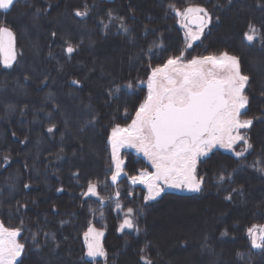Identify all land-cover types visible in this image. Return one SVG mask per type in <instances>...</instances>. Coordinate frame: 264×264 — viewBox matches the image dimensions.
Segmentation results:
<instances>
[{
	"label": "trees",
	"instance_id": "trees-1",
	"mask_svg": "<svg viewBox=\"0 0 264 264\" xmlns=\"http://www.w3.org/2000/svg\"><path fill=\"white\" fill-rule=\"evenodd\" d=\"M191 5L211 22L189 47L175 11ZM0 25L16 52L11 67L0 54V222L21 229L18 264H264L248 234L264 225V0H14ZM225 52L250 77L252 148H215L197 163L201 191L148 200L131 177L149 164L122 150L113 183L110 130L134 119L152 68ZM89 182L97 195H85ZM129 209L134 226L121 229ZM90 227L103 232L104 256L87 255Z\"/></svg>",
	"mask_w": 264,
	"mask_h": 264
},
{
	"label": "snow or ice",
	"instance_id": "snow-or-ice-1",
	"mask_svg": "<svg viewBox=\"0 0 264 264\" xmlns=\"http://www.w3.org/2000/svg\"><path fill=\"white\" fill-rule=\"evenodd\" d=\"M13 4L14 0H0V9H9ZM76 15L85 16L87 13L77 11ZM177 15L186 19L194 16L198 21L197 30L188 32L190 40H198L211 21L209 13L200 7H188L183 13L177 10ZM248 27L245 39L252 42L258 35L257 29L251 24ZM14 40L11 29L0 25V54H3L6 67H11L16 60ZM66 51L71 54L75 49L69 44ZM249 81L250 77L240 70L238 58L226 52L219 57H193L187 62H184L183 55L169 57L162 65L152 68L147 81V98L139 105L135 118L127 127L117 125L112 129L109 138L115 165L112 182L115 183L122 172L124 161L119 158L120 150L131 147L142 152L155 169L131 177L133 183L147 186L146 200L155 199L165 187L201 191L203 178L196 176L197 162L201 157L208 156L217 146L231 150L235 144L243 142L244 151L252 148L247 136L241 132L253 124L252 119L241 118L246 115L243 110L249 104V97L245 94ZM52 131L53 127H49L48 132ZM244 151L235 155L242 157ZM4 159L8 160V157ZM260 171L264 172V168ZM220 180L223 181L224 177L221 176ZM96 189L97 185L89 182L85 195H97ZM131 212L129 209V215ZM133 226L126 218L121 229ZM20 232V228L5 227L0 222V264H18L25 248L17 240ZM93 233L95 235L89 241L88 237ZM248 234L254 248L264 249V225H253ZM102 235L92 228L85 233L89 257L105 255L98 240ZM19 264L23 261L19 260Z\"/></svg>",
	"mask_w": 264,
	"mask_h": 264
},
{
	"label": "rangeland",
	"instance_id": "rangeland-1",
	"mask_svg": "<svg viewBox=\"0 0 264 264\" xmlns=\"http://www.w3.org/2000/svg\"><path fill=\"white\" fill-rule=\"evenodd\" d=\"M188 7H200V8H203V7H201V6H197V5H193V6L191 5V6H188ZM188 7H185V8H183V9L179 10V11H180L181 13H183L184 10H185L186 8H188ZM203 9H205V8H203ZM177 10H178V9H177ZM177 10L175 11L176 14H177ZM205 10H206V9H205ZM206 11H207V10H206ZM207 12H208V11H207ZM177 16L179 17V23H180V26H181V29H182V32H183V36H184L185 42H186L187 45H189V44L192 43L194 40H190V39L188 38V32H189V30L195 32V31L197 30L198 26H190V25L187 23V19H188L190 16H189L187 19H186L183 15H177ZM210 22H211V21H210ZM209 24H210V23H209ZM209 24L207 25V27L204 28V30H203V32L200 34V36L204 33V31L206 30V28H208ZM185 25H187V27H185ZM14 45H15V44H14ZM220 55H221V54H220ZM220 55H212V56H214V57H219ZM229 56H231V55H229ZM184 62H187V61L184 60ZM150 75H151V72H150ZM150 75H149V76H150ZM148 78H149V77H148ZM147 81H148V79L146 80V86H147ZM147 93H148V88H147ZM146 98H147V97H146ZM134 118H135V117H134ZM241 118H242V117H241ZM242 119H244V118H242ZM131 122H132V121H131ZM130 124H131V123H130ZM130 124H127V125H124V126H120V127H127V126L130 125ZM241 132H242V134H243V130H241ZM111 133H112V129L110 130L109 138H110V136H111ZM235 145H236V144H235ZM235 145H234V146H235ZM243 145H244V144H243ZM109 146H110V153H111V157H112V151H111V143H110V139H109ZM234 146H233V147H234ZM215 148H220V149H223V150H226V151H233V149H231V150H229V149H224V148H221V147H219V146H217V147H215ZM215 148H213V149H215ZM213 149H212V150H213ZM122 150H131V151L137 153L138 155L142 156V157L145 159V161L149 164V166H150V168H151V171H148V170H144V171H148V172H154V171H155V169L152 167L151 162L148 160V158L145 157L144 154H143L142 152H138L135 148H131V147H125V148H122V149L120 150V152H119V158H120L122 161H123V159H122V157H121V151H122ZM201 158H202V157H201ZM201 158H200V159H201ZM197 163H198V162H197ZM113 166H114V170H113V172H114V171H115V165H114V163H113ZM122 167H123V165H122ZM144 171H141V172H144ZM141 172H139L136 176H139ZM112 174H113V173H112ZM123 175H124V172H123V169H122V172H121L120 176L117 178V180H118L120 177H122ZM111 181H112V180H111ZM137 183H138V182H137ZM139 184H140V183H139ZM141 185H142V187L145 188V192H146L145 197H146V196L148 195V188H147V186L144 185V184H141ZM164 190H171V191H176V192H194V191H190V190H188L187 188L177 189V188L165 187ZM126 218H128V219H130V220L132 221V215H131V214L129 215L128 211L121 212L120 227H121V225L124 223V220H125ZM90 228L95 229L96 232H102L100 229H97V228H94V227H90ZM124 228H128V227H124ZM88 231H89V230H88ZM102 233H103V232H102ZM94 235H95L94 233H93V234H90V236L88 237V240L91 241ZM101 238H102V236H100V237L98 238V240H99V244H100V246L102 247ZM86 250H87V253H88L87 242H86ZM96 257H100V256H96ZM96 257H91V258H96Z\"/></svg>",
	"mask_w": 264,
	"mask_h": 264
},
{
	"label": "water",
	"instance_id": "water-1",
	"mask_svg": "<svg viewBox=\"0 0 264 264\" xmlns=\"http://www.w3.org/2000/svg\"><path fill=\"white\" fill-rule=\"evenodd\" d=\"M187 23L189 25H193V26H198V21L195 19L194 16H190L188 19H187ZM2 58H3V54H1Z\"/></svg>",
	"mask_w": 264,
	"mask_h": 264
}]
</instances>
